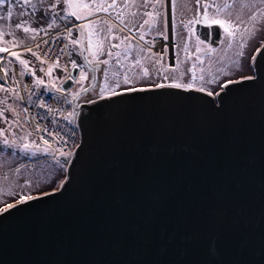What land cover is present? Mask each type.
<instances>
[{
  "label": "water",
  "instance_id": "1",
  "mask_svg": "<svg viewBox=\"0 0 264 264\" xmlns=\"http://www.w3.org/2000/svg\"><path fill=\"white\" fill-rule=\"evenodd\" d=\"M251 67L220 95L166 82L73 100L67 181L11 203L0 264H264V54Z\"/></svg>",
  "mask_w": 264,
  "mask_h": 264
},
{
  "label": "rangeland",
  "instance_id": "2",
  "mask_svg": "<svg viewBox=\"0 0 264 264\" xmlns=\"http://www.w3.org/2000/svg\"><path fill=\"white\" fill-rule=\"evenodd\" d=\"M103 2L104 0H30V3L25 4L24 0H12L14 7L10 18L6 15L7 5L0 7V48H12L10 55L0 51L3 70L6 67L8 69L7 90H0V130H3L0 134V208L19 200L21 196L27 197L56 188L65 175V166L62 168L50 158V155L42 154L43 150H49V147L44 145L25 125L20 99L16 96L18 89L10 81V79L13 81V70L8 60L19 62L22 59L27 61L26 66L35 64L36 68L31 75L39 81L43 79L49 82L60 79L64 75L63 68L57 69L53 64L45 65L44 68L39 62H35L33 54L35 48H23L35 40L36 33L32 29L49 31L66 27V33H68V29L72 28L68 62L72 63L73 60L79 65L76 76L79 86L90 77L89 70L82 64L83 56L95 67L98 86L95 88L94 95L92 94L94 98L101 96V88H105L103 95L111 93L107 89L113 87L117 81L120 83V88H114V91L140 85L181 83L186 79L188 83L191 81V84L214 89L224 78L251 74L250 57L255 50L253 48L256 45L259 46L263 33L254 32L253 43L243 47L242 57L238 53L241 51L239 37L243 33H236L229 39L224 37L226 44L212 49L199 40L191 39L182 49L169 48L167 54H164L163 49H152L149 42H142L141 45L136 32L132 30L127 33L122 32L119 28V19L108 18L104 14ZM174 3L177 15L179 11L197 8L196 2L189 3L187 0L174 1ZM254 3L255 7L252 6V2H244L243 10L246 12L240 14L237 20L245 22L253 13L264 15V3L261 0ZM53 4L56 5L55 9L51 7ZM83 4L86 5L85 8L82 7ZM68 6L77 7V12L84 14L83 18L87 20H81L82 23L79 24L73 23L72 21L77 20L78 15L69 12L67 16L65 7ZM199 8L202 10L201 4ZM221 9L223 10L220 12L212 11V14L224 16V14L232 13L224 8ZM21 13L24 15H20ZM230 20L234 21L233 18ZM18 23L22 25L19 29L15 27ZM25 29L28 31L25 32ZM80 29L83 31L81 32ZM111 37L116 46L110 47L108 44ZM229 40H231V46H229ZM72 41L78 42L73 44ZM130 41H132L130 46L125 44ZM122 47H128L126 54ZM197 48L200 51H197ZM187 49L190 54L186 53ZM161 56H163L162 59ZM197 56L199 58H196ZM189 68H192V71H189ZM81 71L86 74L83 80L80 76ZM224 72L228 75H224ZM192 73L195 74V79L190 75ZM0 74L2 79L5 74L2 72ZM125 75L129 80L127 84L123 82ZM201 76L204 77L203 80ZM213 76L219 77L218 83L206 84L205 81ZM0 84H4V79L0 81ZM49 88L51 89L50 86ZM5 139L13 146L4 147ZM24 144L29 145L28 151L20 150ZM9 193H15V195Z\"/></svg>",
  "mask_w": 264,
  "mask_h": 264
},
{
  "label": "flooded vegetation",
  "instance_id": "3",
  "mask_svg": "<svg viewBox=\"0 0 264 264\" xmlns=\"http://www.w3.org/2000/svg\"><path fill=\"white\" fill-rule=\"evenodd\" d=\"M174 1H183V0H174ZM217 1V4L215 2ZM255 1L259 0H201L200 15L198 17V22L193 23L190 28L186 29L185 24H187L190 20L196 16L197 8L191 10L179 11V14H175V10L173 9V0H104L103 8L104 14L108 17H115L119 19L120 29L122 32L127 33L129 30L136 32L139 36L138 41L142 45V42H149L151 44V48L153 49V45L155 41L162 42L161 50L165 48V45L168 46V49H182L191 39L196 41H201L210 49L214 47H219L221 44H226L225 39H229L227 33L223 28H221L214 21L222 20L225 21V27H228V22L232 21L230 18L234 19V22L240 23V20H237L238 16L246 11L243 10L244 2H252V6L255 7ZM187 2L192 3L196 2V0H187ZM207 3L212 5L209 7L207 16L204 15L203 6ZM227 3L229 5L228 8H224V4ZM86 4V3H85ZM83 4L82 7L85 8L86 5ZM89 7V5H88ZM217 7L224 8L227 12H232L231 14L227 13L224 16H218L217 14H212V11H215ZM71 12L73 15L76 14L80 19H77L75 24L82 23L87 19L83 18V15L77 12V7L68 6L65 7V14L68 16V13ZM254 14V13H253ZM253 14L250 16L252 17ZM82 20V21H81ZM167 20V31L165 32V21ZM147 21V23H145ZM78 22V23H77ZM174 24V27H173ZM141 25L143 27H141ZM245 27H247L248 31H245ZM258 29V30H254ZM108 30H110V26L108 25ZM246 32V33H245ZM254 32L263 33V36L259 40V44L264 39V15L255 14L254 19H246L245 22L240 23V29L235 32L243 33L241 37H239L240 44L244 43L245 46H249L253 43L254 40ZM191 33V35H190ZM249 34V35H248ZM164 35H167V40L164 39ZM248 35V36H247ZM143 36V39H141ZM224 41V43H223ZM121 42V41H120ZM132 41L125 42L128 46H130ZM108 44L110 47L116 46L114 42H112V37L108 40ZM258 44V45H259ZM257 46V45H256ZM254 47L256 50L258 47ZM126 51L128 49L122 47ZM150 48V49H151ZM157 48V47H156ZM160 49V48H159ZM254 50V51H255ZM187 54H190L189 49L186 51ZM254 53V52H253ZM253 55V54H252ZM252 55L250 57V63L252 61ZM86 59L83 56L82 64L86 66L89 70L90 77L87 81L83 83V86L88 87L89 90L83 93L78 97L77 100L81 102L89 101L94 96L95 88L98 86L96 69L91 64L85 63ZM196 58H199L198 56ZM87 60V59H86ZM88 61V60H87ZM248 64V63H247ZM192 71V68H189ZM193 76V73L190 74ZM250 74H242L234 77L224 78L220 84H222L226 80L236 79L240 76H245ZM79 82V81H78ZM78 82H73L68 88L67 91L69 93L75 94L80 89L81 86L78 85ZM180 84L188 85V80L185 82H181ZM220 84L217 88L211 89V87L204 86L206 90H209L213 93L217 92L220 89ZM193 87L200 88L201 85L191 84ZM141 86V85H140ZM91 95V97H89Z\"/></svg>",
  "mask_w": 264,
  "mask_h": 264
},
{
  "label": "built area",
  "instance_id": "4",
  "mask_svg": "<svg viewBox=\"0 0 264 264\" xmlns=\"http://www.w3.org/2000/svg\"><path fill=\"white\" fill-rule=\"evenodd\" d=\"M59 37V39H54ZM44 41H48V44H44ZM35 48V62L42 64V67L45 68V65L53 64L55 68H63L64 74L70 72V63L68 62V33H66V27H61L56 30H40L36 33L35 40L28 46ZM49 48L52 50L49 52ZM63 49V52L60 50ZM48 55H45V53ZM65 55V56H64ZM64 56V57H63ZM57 57L59 59L57 60ZM15 70V66L13 65ZM36 65L31 66V69H35ZM16 86L19 89V95L22 97L20 99L21 108L24 112L26 126L32 133H35L40 139V133L36 131V126L40 125L41 128L47 127L53 132L62 131L66 134L68 138V145H59L56 143L53 137H49L45 134V140H52V143H45L50 148V152L55 153L56 156H59V151H70L78 143V130L75 124L74 118L73 123L69 125L66 120L63 119L64 116H68L72 113L73 108L72 104L68 103L70 101L68 96L63 92V90L57 91L60 89L59 86L52 91H42L36 89L32 85V80L29 76H25L23 79H20L17 74H15ZM29 96H31V103L29 102ZM55 97V99H53ZM41 99L48 106L51 107L54 111L49 112L47 107H37L41 103ZM28 109L27 112L24 109ZM53 120H56V124L52 123ZM72 129H75L73 132ZM50 157L54 158L53 155Z\"/></svg>",
  "mask_w": 264,
  "mask_h": 264
},
{
  "label": "snow or ice",
  "instance_id": "5",
  "mask_svg": "<svg viewBox=\"0 0 264 264\" xmlns=\"http://www.w3.org/2000/svg\"><path fill=\"white\" fill-rule=\"evenodd\" d=\"M158 2H161V0H158ZM262 3H264V0H261ZM24 3L25 4H28L30 3V0H24ZM200 3H201V0H196V4H197V11H196V16L193 18V20H190L187 24H185V28L188 29L191 27V25L193 23H197L198 22V17L200 15ZM7 5V17H11L12 16V12H13V3H12V0H0V7L2 6H5ZM51 7L53 9H55L56 5L53 4L51 5ZM175 7V3H174V0H173V9ZM209 7H212V5H209L207 3L204 4L203 6V12H204V15L207 16L208 14V9ZM224 8H228L229 5L227 3L224 4L223 6ZM223 9H221L220 7H217L216 8V11L217 12H220L222 11ZM20 15H24V13H21ZM254 16L255 14H253L252 17H249V19H254ZM81 17L77 16V19H80ZM61 19H63V17H61ZM215 23H217L221 28H223L225 30V32L227 33V36L229 38L231 37H234L235 35V32L238 31L240 29V23H243V21H241L240 23H236L234 21H229L228 22V27H225V21H222V20H216L214 21ZM25 23H27V21H25ZM145 23H147V21H145ZM15 27L17 29L21 28L22 25L21 24H16ZM141 27H143L141 25ZM173 27H174V24H173ZM41 29H32L33 32H38L40 31ZM245 31H248L247 27H245L244 29ZM255 30H258V29H255ZM28 29H25V32H27ZM80 31L82 32L83 29H80ZM167 31V20L165 21V32ZM71 33H72V28H69L68 29V35L69 37L71 36ZM191 35V33H190ZM54 39H59V37H56ZM141 39H143V36H141ZM164 39L167 40V35H164ZM78 41H72L73 44L77 43ZM44 44H48V41H44L43 42ZM229 46H231V40H229ZM243 47H244V43H241L240 44V48H241V51L238 53L241 57L244 55V52H243ZM0 51H5V49L3 48H0ZM52 50L49 48V52H51ZM61 52H63V49L60 50ZM197 51H200L199 48H197ZM168 52V46L165 45V48L163 50V53L164 54H167ZM35 55V53H33ZM262 54H264V42H261V45L259 48L256 49L255 53L252 55V63L255 64L256 60H257V57L261 56ZM13 55H15V53H13ZM45 55H48V53L46 52ZM109 55H111V53H109ZM154 55H157V54H154ZM161 59L163 58V56L160 57ZM59 59V57H57V60ZM11 61H8V64H10ZM19 63L22 65V66H26L27 65V61H24V60H19ZM104 63H107V61H104ZM137 63H139V61H137ZM177 63H179V61L177 60ZM72 66L73 68H76L78 67V65L76 64L75 61H72ZM189 71H191V69H189ZM4 72H5V75L2 79H4V84H0V90H7L6 89V84H7V74H8V69L7 67L4 69ZM27 74V71H26V67L25 68H22L21 70V77H24L25 75ZM224 75H228L227 72H224L223 73ZM34 75V73H33ZM80 76H81V80L85 79L86 78V74L81 71L80 73ZM71 79L73 82H76V77L75 76H71ZM193 79H195V74H193ZM201 79L203 80L204 77L201 76ZM242 79H254V77H243ZM219 81V77L218 76H213L209 79H207L205 81L206 84H217ZM125 84L129 83V80H128V77L125 75L124 77V81H123ZM234 81H225L223 84H220V89H221V92L224 90V88H226L228 86V84L230 83H233ZM13 83L16 84V80H15V76H13ZM65 83H67V81H65ZM35 84L36 85H39L40 84V81L39 80H36L35 81ZM164 85L162 84H157L156 87H163ZM170 87H176V88H180V87H184L185 89L187 88H190L192 85H191V81L189 82L188 85H183V84H180V83H172L171 85H169ZM114 88L115 89H119L120 88V83L119 81H117V83L113 86V87H109L107 90L110 91L113 95H117V94H124L125 92H130V91H137V89L135 88H129V89H125V90H122L121 92L117 93L116 91H114ZM61 89H57V91H60ZM66 90V89H65ZM89 90L88 87H85L81 84V87L80 89L77 91V93L73 94L72 96V100H75L77 99L79 96H81L83 93L87 92ZM140 90H143V89H140ZM197 90L199 91H206V88L201 85L200 88H198ZM43 91H47V89H43ZM105 92V88H101V97L103 98V93ZM208 95H213V93L211 91H208L207 92ZM215 95H220L219 92L215 93ZM16 96H17V99H22V97L19 96V93L17 92L16 93ZM53 99H55V97H53ZM29 102L31 103V96H29ZM68 103H71L72 101H67ZM86 103H95V101L93 100H89V101H86ZM37 107H47V110L49 112H53L54 110L51 108V107H48L44 102L43 100L41 99V103L39 105H37ZM25 112L28 111V109H24ZM77 113L75 112H72L70 113L68 116H64L63 119L67 121V123L69 125H71L73 123V117L76 116ZM52 123L55 125L57 122L56 120H53ZM36 131L38 133H40V139L43 140L45 143H52L53 141L52 140H45V134L49 137H53L56 141V143L59 145H64V146H67L68 145V138L66 136V134H64L62 131L60 132H53L51 130H49L46 126L41 128L40 125H37L36 126ZM72 131L74 132L75 129H72ZM3 133V130H0V134ZM30 135V133H29ZM3 145L4 147H12L13 145L10 144V142L5 139L3 141ZM79 145H76L74 148H72L70 151H63L62 149L59 151V156H56L55 153H52V152H49L48 149H44L42 154L44 155H53L54 159H55V163L57 165H60L62 168L67 165V164H70L72 163V157L73 155L75 154V151H76V148H78ZM20 150L21 151H28L29 150V145L28 144H24L20 147ZM67 169L65 168V171ZM67 181V177L65 176V179L60 181L59 182V185H58V188H63L64 187V184L66 183ZM28 183V182H26ZM10 195H15V193H9ZM54 192H47V193H43V195H53ZM42 196H31L29 195L27 197V200H25V198L23 196H21L18 204H22V203H27L28 201H31L33 199H40L42 198ZM18 204H7L5 207L3 208H0V218H3V216L5 214L7 215H14L15 213L12 211L13 209H16L17 211H19V207H18Z\"/></svg>",
  "mask_w": 264,
  "mask_h": 264
},
{
  "label": "bare ground",
  "instance_id": "6",
  "mask_svg": "<svg viewBox=\"0 0 264 264\" xmlns=\"http://www.w3.org/2000/svg\"><path fill=\"white\" fill-rule=\"evenodd\" d=\"M156 47H157V48H156ZM153 48H154V49H159V48L161 49V48H162V42H161L160 40H159V41H155V42H154V45H153ZM0 68L3 69V64H2V62H0ZM0 72H1V70H0ZM1 77H2V76H1V74H0V81L2 80Z\"/></svg>",
  "mask_w": 264,
  "mask_h": 264
}]
</instances>
